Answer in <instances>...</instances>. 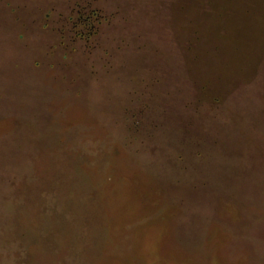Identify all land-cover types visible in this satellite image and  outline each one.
<instances>
[{
    "label": "rangeland",
    "instance_id": "obj_1",
    "mask_svg": "<svg viewBox=\"0 0 264 264\" xmlns=\"http://www.w3.org/2000/svg\"><path fill=\"white\" fill-rule=\"evenodd\" d=\"M0 264H264V0H0Z\"/></svg>",
    "mask_w": 264,
    "mask_h": 264
},
{
    "label": "trees",
    "instance_id": "obj_2",
    "mask_svg": "<svg viewBox=\"0 0 264 264\" xmlns=\"http://www.w3.org/2000/svg\"><path fill=\"white\" fill-rule=\"evenodd\" d=\"M183 1L185 4H187V0H183ZM194 1L195 0H191V2H194ZM200 3H202V2H200ZM186 7L187 6H183V8H182V12H184V14L186 13ZM193 30H194L193 27L191 29V23L188 22L183 33H180L181 38H179V39L181 40L182 44H184L185 50L189 52V53H186V55L188 56L189 67H191L192 72L196 74V77H197L199 83L201 84L200 79H199V73H202L204 75L205 79L209 80L210 76H208V74L211 71L213 72V74L215 72L214 71V69H215L214 64L217 61V57L214 56V58H216V59H214V62L212 59L209 60L208 58H209L210 52L208 53L206 50H204V46L199 45L200 40H202V44H204L203 38L206 39V36H207L206 32H202L203 34L201 33V36H199V37H201L202 39L200 38V40H199L197 33L193 32ZM215 76H216V73H215Z\"/></svg>",
    "mask_w": 264,
    "mask_h": 264
}]
</instances>
